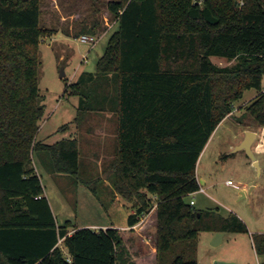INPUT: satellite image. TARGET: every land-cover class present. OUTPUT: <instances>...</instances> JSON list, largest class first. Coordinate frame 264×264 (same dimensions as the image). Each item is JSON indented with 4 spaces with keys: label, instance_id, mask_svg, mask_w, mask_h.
Here are the masks:
<instances>
[{
    "label": "trees",
    "instance_id": "16d2710c",
    "mask_svg": "<svg viewBox=\"0 0 264 264\" xmlns=\"http://www.w3.org/2000/svg\"><path fill=\"white\" fill-rule=\"evenodd\" d=\"M107 6L118 30L96 72L68 88L80 98L79 113L116 114L113 187L138 204L129 227L156 208V262L147 253L133 255L125 231L71 233V221L58 224L33 159L39 154L54 172L79 173L76 139L37 140L46 109L39 44L55 31L42 25V0H0V264H167L172 245L199 232H249L238 215L198 210L187 197L200 191L199 158L245 91L257 90L246 113L264 126V0H110ZM213 57L235 64L221 67ZM255 242L264 257V234ZM169 264L197 261L179 255Z\"/></svg>",
    "mask_w": 264,
    "mask_h": 264
},
{
    "label": "rangeland",
    "instance_id": "374dc122",
    "mask_svg": "<svg viewBox=\"0 0 264 264\" xmlns=\"http://www.w3.org/2000/svg\"><path fill=\"white\" fill-rule=\"evenodd\" d=\"M109 1L42 0V25L55 33L42 37L39 44V88L46 109L37 140L54 144L65 138L76 139L80 149L79 173L72 176L54 172L45 156L39 154L33 159L58 224L71 221V233L74 228L84 226H95V230L99 226L110 228L113 224L125 226L138 205L134 199L122 197L113 187L116 114L109 110L79 113L80 98L72 96L68 88L80 81L83 73L96 72L98 60L118 30V23L108 10ZM84 28L87 31L83 32ZM76 33L95 36L96 41L83 42ZM212 60L221 67L235 64L222 58ZM256 95V89L245 91L235 102L231 116L219 124L197 164V176L206 182L200 183L205 192L198 191L187 197L188 202L194 199L198 210H217L224 217L238 215L249 232L227 233L218 246L212 245L217 232H199L193 241L173 244L165 255L167 264L179 255L195 259L197 264L263 263L264 257L258 254L255 241L259 234H264L261 232L264 231V126L257 125L246 113ZM64 126L67 128L63 132ZM245 129L259 131L251 150L260 171L246 150H236L246 138ZM227 180H232L234 185H228ZM146 216L135 226L141 234L138 230L125 233L133 255L148 252L149 258L156 262L157 253L153 249L156 239L146 233L153 231L154 218ZM59 244L66 252L63 240Z\"/></svg>",
    "mask_w": 264,
    "mask_h": 264
},
{
    "label": "crops",
    "instance_id": "0c3cea01",
    "mask_svg": "<svg viewBox=\"0 0 264 264\" xmlns=\"http://www.w3.org/2000/svg\"><path fill=\"white\" fill-rule=\"evenodd\" d=\"M231 116V115H230ZM230 116H228L227 118H229ZM246 131H253V132H255L256 133V137H255V140L256 139H258L259 137H258V133H259V131L258 130H252V129H245ZM254 140V141H255ZM208 145V144H207ZM208 146H206L205 147V149L207 148ZM204 149V150H205ZM204 152V151H203ZM203 152H202V154H203ZM201 154V155H202ZM201 157V156H200ZM198 177V176H197ZM198 180H199V182L200 183H202L203 185H205L206 184V182L204 181V180H201V179H199V177H198ZM228 181V180H227ZM204 189V188H203ZM204 192H205V189H204ZM242 193V195L243 196H245L246 194H245V192H241ZM46 195V194H45ZM191 200H194L193 198L191 199ZM50 202V201H49ZM50 205H51V203H50ZM194 206H196V203L194 204ZM52 207V206H51ZM53 210V209H52ZM54 212V211H53ZM150 218L151 219V217H153L154 219H153V231L151 230V231H147L146 233L149 235V237H153V238H155L156 239V208H154L150 213H149V216H148V214H147V216L145 217V218ZM150 219H147V221L148 220H150ZM84 227H89V228H92V229H95V226H84ZM103 228V229H107V228H109V226H99L98 228ZM146 227V224L144 225V228ZM80 228V227H79ZM110 228H115V229H118V230H120V231H126V230H130V231H132V230H138L135 226L134 227H129L127 224L125 225V226H117V225H115V224H113V225H111V227ZM139 231V233L141 232L140 230H138ZM261 232H263L264 233V231L263 230H261ZM141 234V233H140ZM226 234L227 233H225V235H224V237L226 236ZM223 237V238H224ZM154 249V254H156L157 252H156V247L155 248H153ZM65 253V255L66 256H68L69 258H70V255H69V253H68V250L66 251V252H64ZM148 253V252H147Z\"/></svg>",
    "mask_w": 264,
    "mask_h": 264
},
{
    "label": "water",
    "instance_id": "95a60500",
    "mask_svg": "<svg viewBox=\"0 0 264 264\" xmlns=\"http://www.w3.org/2000/svg\"><path fill=\"white\" fill-rule=\"evenodd\" d=\"M62 75H65L62 72ZM256 133L253 131H247L246 132V138L242 141V143L236 148V150H246L247 153L252 158L254 165L257 167L258 171H260L259 165L255 159V156L252 153L251 146L253 144V141L255 140ZM225 235V232H217L216 237L214 238V241L212 242L213 246H218L222 243L223 237ZM214 264H234L231 262H225V261H215Z\"/></svg>",
    "mask_w": 264,
    "mask_h": 264
},
{
    "label": "built area",
    "instance_id": "2783aa9c",
    "mask_svg": "<svg viewBox=\"0 0 264 264\" xmlns=\"http://www.w3.org/2000/svg\"><path fill=\"white\" fill-rule=\"evenodd\" d=\"M241 4H243V2L241 1ZM81 41L83 42H91V43H94L96 41V38L95 36H91V35H82L80 37ZM262 93H264V89L262 90ZM227 184L228 185H234L233 181L232 180H228L227 181ZM200 191L204 192V189L203 187L201 186V189ZM195 194V193H194ZM193 195V194H192ZM191 205H194L195 204V201L194 200H191L190 201Z\"/></svg>",
    "mask_w": 264,
    "mask_h": 264
}]
</instances>
